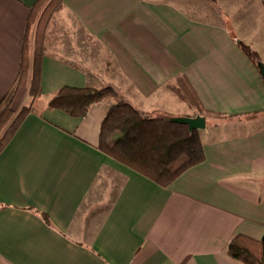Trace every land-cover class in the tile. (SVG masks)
Segmentation results:
<instances>
[{
	"label": "crops",
	"instance_id": "0c3cea01",
	"mask_svg": "<svg viewBox=\"0 0 264 264\" xmlns=\"http://www.w3.org/2000/svg\"><path fill=\"white\" fill-rule=\"evenodd\" d=\"M36 1L0 0V97L15 92V110L31 102L16 79ZM55 16L45 99L112 84L139 109L196 116L169 86L184 74L225 115H204V160L164 186L100 147L117 98L83 116L35 105L0 152V264H246L227 246L264 235V78L238 40L264 63V0H65Z\"/></svg>",
	"mask_w": 264,
	"mask_h": 264
},
{
	"label": "trees",
	"instance_id": "16d2710c",
	"mask_svg": "<svg viewBox=\"0 0 264 264\" xmlns=\"http://www.w3.org/2000/svg\"><path fill=\"white\" fill-rule=\"evenodd\" d=\"M64 5L65 0H37L30 7L16 87H27L31 102L15 110L11 106L15 92L0 97V152L27 114L41 102L60 108L72 116H83L93 104L115 97L118 100L108 106L100 132V147L106 153L164 186L169 185L190 166L203 161L205 152L198 129L191 130L188 124L173 120L172 114L139 109L124 99L112 84L98 88L64 85L48 99L44 98L42 76L46 28L53 13L62 10ZM34 24L33 41H29L31 26ZM238 45L260 69L259 52L242 40H238ZM169 86L197 111V115H225L204 108L184 74L178 75ZM227 251L246 264H264V235L255 238L238 232L232 236Z\"/></svg>",
	"mask_w": 264,
	"mask_h": 264
},
{
	"label": "water",
	"instance_id": "95a60500",
	"mask_svg": "<svg viewBox=\"0 0 264 264\" xmlns=\"http://www.w3.org/2000/svg\"><path fill=\"white\" fill-rule=\"evenodd\" d=\"M261 73L264 78V63H259ZM173 120L186 123L188 124L189 128L192 129H199L204 128L206 125V118L203 115H196V116H175Z\"/></svg>",
	"mask_w": 264,
	"mask_h": 264
},
{
	"label": "rangeland",
	"instance_id": "374dc122",
	"mask_svg": "<svg viewBox=\"0 0 264 264\" xmlns=\"http://www.w3.org/2000/svg\"><path fill=\"white\" fill-rule=\"evenodd\" d=\"M60 12V11H59ZM58 13V12H57ZM56 15V13H53V15H52V17L50 18V21H49V23H50V27H55L56 26V24H59V19L57 18V16H55ZM53 16L55 17V18H53ZM52 18H53V20H52ZM52 20V21H51ZM49 26V24L47 25V27ZM34 30H35V24L34 25H32L31 26V30H30V36H29V41H33V36H34ZM46 30H47V28H46ZM89 42H91L90 40H89ZM84 45H83V48H82V50L84 51ZM91 48V49H90ZM95 48L96 47H89V50H92L93 49V52H91L92 53V56L93 55H95L96 56V59H98L100 56L98 55V54H96L97 52L95 51ZM86 49H88V47L86 48ZM96 52V53H95ZM89 53H90V51H89ZM91 56V57H92ZM91 59V58H90ZM95 62H98L97 60L95 61Z\"/></svg>",
	"mask_w": 264,
	"mask_h": 264
}]
</instances>
